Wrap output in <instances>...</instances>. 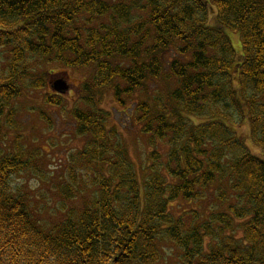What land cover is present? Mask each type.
Listing matches in <instances>:
<instances>
[{
    "label": "trees",
    "instance_id": "obj_1",
    "mask_svg": "<svg viewBox=\"0 0 264 264\" xmlns=\"http://www.w3.org/2000/svg\"><path fill=\"white\" fill-rule=\"evenodd\" d=\"M236 32L242 53L229 35ZM38 60L93 68L85 108L72 111L78 136L88 138L77 161L108 172L95 177L96 200L52 227L28 194L13 192L30 159L17 135L7 145L17 101L46 88ZM166 71L176 86L154 108L141 100L134 109L141 133L168 149L165 173L161 154H149L142 198L92 93L113 87L124 105ZM43 101L56 107L63 98ZM243 126L264 152V0H0V264H159L162 239L182 250L177 264H264V158L237 131ZM61 191L66 200L78 193ZM178 199L212 204L175 218ZM205 238L217 244L206 248Z\"/></svg>",
    "mask_w": 264,
    "mask_h": 264
},
{
    "label": "rangeland",
    "instance_id": "obj_2",
    "mask_svg": "<svg viewBox=\"0 0 264 264\" xmlns=\"http://www.w3.org/2000/svg\"><path fill=\"white\" fill-rule=\"evenodd\" d=\"M214 14V11H210ZM212 18V19H211ZM211 19V20H210ZM209 24H215L213 17L208 18ZM232 43L239 53H242V42L238 33H230ZM37 77H43L46 82L45 90L25 93L17 101L18 112L13 117L14 130H7V145L15 135L24 150V159L29 160V169L14 175L11 188L15 193L24 192L29 195L35 206L36 216L43 221L45 227H52L64 213L70 209H81L94 199L98 194V187L94 180L99 173L108 175L103 163L88 164V161L78 163L77 158L84 151L87 139L79 137L72 119V111L76 107L85 108L80 99L84 96L83 87L87 83L93 84V68L66 69L56 63L37 61L34 63ZM164 72L158 79L150 81L146 93H141L120 105L115 100L113 87L95 89L93 98L99 108L107 112L106 128L114 134L112 144H118L125 154L129 165L135 171V176L141 188V196L144 198V186L151 175L149 154L156 150L161 156L160 164L156 165L165 173L167 163V147L165 143L154 141L150 136L143 135L141 128L136 123L134 109L137 102L144 100L153 105L154 98H165L176 86V82L165 78ZM57 80H64L70 87V92L63 98L62 104L50 107L43 101L45 94L55 95L50 90V84ZM42 91V92H41ZM17 125V126H16ZM241 137L249 145L251 151L264 158V152L260 151L251 140V132L248 126L237 129ZM7 149V148H6ZM96 184V185H95ZM72 186L78 193L75 198L66 200L64 190L66 186ZM211 202L200 203L186 202L178 199L170 204L169 212L175 218L190 210L205 212ZM228 206V205H227ZM63 210V211H62ZM206 218H202L204 220ZM240 223V222H239ZM232 233L237 239L241 238L238 224ZM230 232H225L229 235ZM205 247L216 245L212 238H205ZM162 260L159 264H177L179 254L182 252L175 244L162 239L159 242Z\"/></svg>",
    "mask_w": 264,
    "mask_h": 264
},
{
    "label": "water",
    "instance_id": "obj_3",
    "mask_svg": "<svg viewBox=\"0 0 264 264\" xmlns=\"http://www.w3.org/2000/svg\"><path fill=\"white\" fill-rule=\"evenodd\" d=\"M51 88L60 94H66L69 91V87L67 86L66 82L63 80L55 81L54 83L51 84Z\"/></svg>",
    "mask_w": 264,
    "mask_h": 264
}]
</instances>
